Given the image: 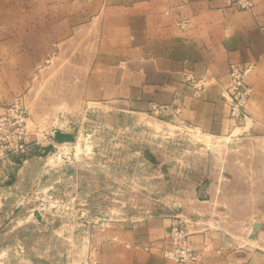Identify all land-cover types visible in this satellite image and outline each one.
Here are the masks:
<instances>
[{
	"label": "rangeland",
	"instance_id": "1",
	"mask_svg": "<svg viewBox=\"0 0 264 264\" xmlns=\"http://www.w3.org/2000/svg\"><path fill=\"white\" fill-rule=\"evenodd\" d=\"M36 2L0 0V264H99L127 236L264 264V128L102 100L95 33L50 41Z\"/></svg>",
	"mask_w": 264,
	"mask_h": 264
},
{
	"label": "crops",
	"instance_id": "2",
	"mask_svg": "<svg viewBox=\"0 0 264 264\" xmlns=\"http://www.w3.org/2000/svg\"><path fill=\"white\" fill-rule=\"evenodd\" d=\"M252 2L246 12L225 8L224 0H38L31 4V26H46L50 41L62 43L94 32V83L102 100L109 95L132 109H172L206 132L229 124L220 99L229 66L252 64L246 113L264 128V0ZM181 20L188 27H180ZM186 74L205 78L200 94L186 86ZM145 241L127 236L107 242L99 264H173L145 251ZM201 264L261 263L209 253Z\"/></svg>",
	"mask_w": 264,
	"mask_h": 264
},
{
	"label": "built area",
	"instance_id": "3",
	"mask_svg": "<svg viewBox=\"0 0 264 264\" xmlns=\"http://www.w3.org/2000/svg\"><path fill=\"white\" fill-rule=\"evenodd\" d=\"M225 8L250 12L253 8L252 0H224ZM188 20H181L179 26L188 27ZM253 71V65H236L231 64L228 69V83L221 87L220 99L228 109L229 119L233 122L246 120L245 110L252 98V88L246 83V77ZM184 83L191 89L193 95H198L204 88L205 78L196 80L191 74L184 75ZM21 101L14 98L8 112L13 113L16 117L15 123L21 126L24 123V116L21 110ZM21 146V145H20ZM3 148L0 149L2 155ZM175 247L171 250L164 251L162 258L174 264H201L203 260L202 251H197L185 242L183 237L178 236L174 239Z\"/></svg>",
	"mask_w": 264,
	"mask_h": 264
}]
</instances>
